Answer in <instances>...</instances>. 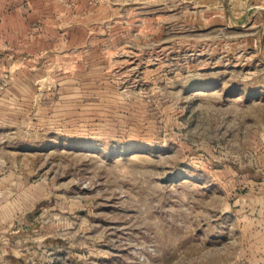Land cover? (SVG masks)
<instances>
[{"label": "rangeland", "instance_id": "rangeland-1", "mask_svg": "<svg viewBox=\"0 0 264 264\" xmlns=\"http://www.w3.org/2000/svg\"><path fill=\"white\" fill-rule=\"evenodd\" d=\"M138 11L0 44V264H264V28Z\"/></svg>", "mask_w": 264, "mask_h": 264}, {"label": "crops", "instance_id": "crops-1", "mask_svg": "<svg viewBox=\"0 0 264 264\" xmlns=\"http://www.w3.org/2000/svg\"><path fill=\"white\" fill-rule=\"evenodd\" d=\"M154 0H113L94 5L92 0H0V44L22 55L37 56L41 49L59 48V40L75 31H119L135 24L140 5ZM195 25L210 22L214 27L264 28V0H174ZM62 33L55 36L52 33ZM51 42L44 46L47 41ZM62 40V39H61ZM54 46V47H53ZM73 46L68 43L67 47ZM21 62V61H20ZM30 62H33L30 60Z\"/></svg>", "mask_w": 264, "mask_h": 264}]
</instances>
